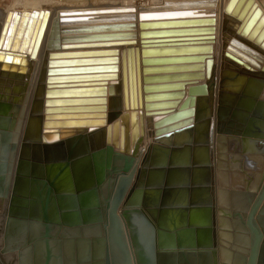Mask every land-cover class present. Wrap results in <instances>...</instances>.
Here are the masks:
<instances>
[{
	"label": "water",
	"instance_id": "water-1",
	"mask_svg": "<svg viewBox=\"0 0 264 264\" xmlns=\"http://www.w3.org/2000/svg\"><path fill=\"white\" fill-rule=\"evenodd\" d=\"M217 2L164 1L161 5L137 9L66 11L55 17L47 39L49 49L60 48L65 42L89 39L65 33L93 29L64 25L97 21H134L124 25L133 30L126 36L136 38V29L139 28L140 46L128 53L129 64L125 54L123 56V102L114 105L115 112L107 116V120L102 118L105 106L46 108V120L35 128L33 134L40 136L47 146V167L38 153L33 160L27 159V147L23 146L14 183L16 146H9L13 137L7 130L9 122L0 117V123L5 125H0V139L3 141L0 145V264H16L15 257L19 264H196L198 257L201 262L207 261L205 264H264V168L260 170L262 175H257L253 189L249 186L254 179L250 178L246 192L231 193L234 198L241 199L231 209L232 189L226 188L227 175L221 173L225 168L220 153L221 135L231 132L229 129L222 132L220 122L225 119L218 114L216 168L212 147L215 129L211 123L207 124L208 136L200 140L206 147L199 157L201 164L196 160L192 165L189 161L193 148L179 149L176 146L177 140L185 135L192 137L194 123L203 114L202 96L208 92L215 63L212 53L216 9L213 7ZM105 12L120 13L79 16ZM225 14L230 19L227 26L231 36L224 44V56L247 69L259 68L260 62H264L262 9L254 0H229ZM36 15L32 14L29 29ZM45 15H49V11ZM15 17L19 15L15 13ZM5 30L6 26L3 35ZM45 30L46 18L38 32L37 43ZM11 34L12 28L8 32L9 36ZM201 42L205 44H197ZM2 43L3 36L0 48L8 49V40L3 46ZM13 51L15 48L10 52L0 50V55L4 56L2 69L7 65H11L9 70L15 69L14 63L20 55H12ZM99 52L115 53L117 50L95 53ZM117 61V57L50 60L47 81L116 78L117 65L52 67ZM66 73L68 75L53 76ZM198 80L203 82L196 84ZM245 90L247 96L240 100L245 103V108L251 109V113H238L242 103L228 112L229 119L239 123L235 133L230 134L242 138L231 148L237 152L250 151L251 140H261L260 145L264 146V102L256 99L250 87ZM110 91L113 101L117 92L114 88ZM105 94L104 87H77L47 91L46 97ZM96 102L105 100H47L46 106ZM19 109V105L14 106V117ZM57 111L69 114H51ZM57 118L63 120H51ZM94 125L106 127L100 129ZM232 125L228 124L229 127ZM150 136L154 138V144L143 159ZM24 142H27L25 137ZM181 153L184 158L178 156ZM8 154L9 158H6ZM31 167L35 168L33 175H39L41 180H33L34 187L30 190ZM45 168L47 177L43 176ZM77 172L86 175H76ZM173 174L193 175L192 181L189 178L180 183L174 197ZM190 191L192 197L188 202ZM171 210H178L182 215L191 210L190 228L176 226L178 221L171 218ZM186 222L183 216L181 223Z\"/></svg>",
	"mask_w": 264,
	"mask_h": 264
},
{
	"label": "bare ground",
	"instance_id": "bare-ground-1",
	"mask_svg": "<svg viewBox=\"0 0 264 264\" xmlns=\"http://www.w3.org/2000/svg\"><path fill=\"white\" fill-rule=\"evenodd\" d=\"M18 1V0H17ZM40 1V0H39ZM29 5V2L25 3H15V5L0 8V39L3 36V43L8 40V49L0 48V50L12 51L15 48L12 55H20L14 63L15 69L9 70L11 65H7L6 69H2L4 63V56L0 55V117H5L8 123V131L13 135L9 146L14 143L16 146L15 164L18 163V159L22 152V147H27L28 154L26 158L33 160L38 153L45 160V152L48 150L42 138L37 137L35 133V128L39 124L43 125L46 120L45 113L46 108H56V109H67V108H77V107H104V118L108 119L109 115L115 112L114 105L119 102L120 105L123 102V77H122V66H123V56L125 54L126 63L129 64L128 53L131 49L140 46L139 33L140 29H136L138 35L136 38H130L126 36V33L133 31L130 28H126V24L134 21H97V22H84L75 23L64 26L73 27H93V29L75 32V33H65L68 36H85V39L77 42H65L60 48L49 49L47 47V39L50 32V28L55 17L59 15L60 12L66 11H92V10H107L115 8H130L135 7H150L163 4L164 1H179V0H134L131 2H106L100 5H94L92 2H87L83 6L77 7H67L65 6H54L48 4L45 1ZM49 1V0H48ZM78 1V0H77ZM229 0H218L217 5L213 8L216 9V23H215V40L213 43V59L215 61L213 67V78L209 81L208 92L202 96L204 100L203 114L199 116L198 120L194 123V130H192L191 136H184L178 139L176 143L177 148H193V152L197 151L198 157H200L204 152L203 149L206 148L205 145L200 143V140H204V136L207 137L209 134L207 124L211 123L216 128V124L219 123L218 114L225 119L222 120V132L226 129L231 130L230 134L236 131V127L239 123L232 122L228 116V112L231 109L235 110L238 108V113H251L249 107H244L245 103L240 100L243 99L242 96L247 91V87L252 89V94L255 95L258 101L264 102V62H260L261 66L259 68L251 67L247 69L244 66L233 64L228 58L224 56V44L228 42L229 36H231V31L229 30L227 24L229 18L225 14V7ZM264 13V0H254ZM32 2V1H31ZM74 2V0H73ZM33 3V2H32ZM65 3V2H64ZM82 3V2H81ZM99 3V2H98ZM56 4V3H55ZM71 5V4H70ZM79 5V4H77ZM72 6V5H71ZM49 11V15L45 13ZM15 13L17 16L15 17ZM27 13V16L24 14ZM37 13L33 18L34 22L31 28H28L29 20L32 18V14ZM120 12H105V13H87L81 15H110L119 14ZM46 18V30L44 35L41 36L39 43H37V35L41 28V24ZM138 23V21H137ZM109 25V27L104 26ZM116 25L115 28L110 26ZM6 26L5 34L3 35L4 28ZM103 26V27H99ZM202 27L203 25H198ZM99 27V28H96ZM12 28V34L9 36L8 32ZM29 29V31H28ZM153 30V29H151ZM28 31V32H27ZM114 36L111 37V36ZM118 35V36H116ZM2 43V46H3ZM199 45H204L205 43H197ZM244 44H248L247 42ZM77 45V46H76ZM63 46V47H62ZM250 46V45H248ZM259 47V46H257ZM253 48V47H251ZM107 50H117L115 53L105 52V53H95L98 51ZM257 51V49H256ZM259 52V51H258ZM53 55V56H51ZM57 55V56H54ZM12 57V56H11ZM117 57V63L112 62H101V63H88V64H70L52 67L53 69H66V68H82V67H110L112 65H117L118 71L116 78L99 79L97 81H61L55 83H49L48 79V62L53 61H74V60H91V59H107ZM13 58L9 59L10 61ZM255 61V60H254ZM258 63L257 61H255ZM20 70H22L20 72ZM104 73H112V71H103ZM66 74H56L53 76H65ZM203 81L198 80L196 84L202 83ZM243 83L244 85H242ZM129 84L127 83V86ZM77 87H104L106 88L105 95H94V96H51L46 97L47 91L71 89ZM116 89L115 99L112 101L110 89ZM250 95V94H248ZM101 99L103 98L105 102L100 103H89V104H61L46 106V101H62L73 99ZM19 105V113L14 117L13 108ZM117 105V106H118ZM89 112V113H94ZM100 112V111H99ZM96 111V113H99ZM102 112V111H101ZM125 112V111H123ZM3 113V114H2ZM5 113V114H4ZM51 114H69L62 113L61 111L53 112ZM108 116V117H107ZM100 117H90V119H98ZM86 119V118H85ZM55 121L63 120L62 118L51 119ZM233 124V127H229L228 124ZM4 122H1L0 125ZM105 124V122L103 123ZM5 126V125H4ZM98 126L100 129L106 127V125H94ZM7 127V126H6ZM61 128V127H57ZM65 128H80V127H65ZM28 130V136H26V131ZM30 133V134H29ZM235 133V132H234ZM221 135L220 149L222 154V165L221 170L222 175H227L226 188L231 190L230 192V205L233 206L234 203H240V198H234L231 196L232 192L239 191L246 192L250 178L254 181L251 182L250 188L253 189L256 186L257 175L261 174V168H264V146L260 145L261 140H251L252 148L248 152H237L232 151V146H237V144L242 141L241 137L235 135ZM181 135V134H180ZM177 135L176 137L180 136ZM24 137L27 142H24ZM214 167L216 168V152L218 148V134L216 129L214 130ZM175 138V136H174ZM237 140H239L237 142ZM25 143V144H24ZM154 144V138L150 136L145 149L144 157L147 155L149 147ZM264 145V144H263ZM202 149V150H201ZM200 151V153H199ZM208 151L206 152V161H208ZM239 157L242 159L240 160ZM9 158V154L6 156ZM239 160V162H238ZM203 162V161H202ZM201 164V161L198 162ZM218 172V171H217ZM220 173V175H221ZM14 174V171H13ZM264 174V172L262 173ZM261 174V175H262ZM228 186V187H227ZM237 199V200H236ZM235 203V204H236ZM16 264H19L16 260Z\"/></svg>",
	"mask_w": 264,
	"mask_h": 264
},
{
	"label": "crops",
	"instance_id": "crops-1",
	"mask_svg": "<svg viewBox=\"0 0 264 264\" xmlns=\"http://www.w3.org/2000/svg\"><path fill=\"white\" fill-rule=\"evenodd\" d=\"M243 145H241V149L243 148L242 147ZM179 149H182V148H179ZM240 153H242V152H240ZM178 156H181V158H184V153H181L180 155H178ZM196 160L199 162V157H198V155H197V151H195V152H191V155H190V158H189V161L190 162H192V165L196 162ZM44 162H43V165L45 166L46 165V163H45V160H43ZM45 167H47V165L45 166ZM178 169H179V167H178ZM36 171L37 172H39L38 171V169L36 168ZM43 176L45 177H47V169L45 168V169H43ZM15 173H16V164L14 165V174H13V183H14V178H15ZM35 173V168H33V167H31V170H30V175H29V180L31 181L30 183H29V187H30V190L34 187V185H33V183H32V181L34 180V181H36V180H41V177L39 176V175H33ZM76 175H86V174H79L78 172H77V174ZM95 175V174H94ZM44 177H42V179L44 178ZM167 178V177H166ZM164 179V182L166 183V180L167 179ZM189 178H191V181H192V179H193V175H190V177H188L187 175L186 176H184V175H175V174H173L172 175V178H171V182L172 183H174L173 185H172V187L174 188V193H172V196L174 195L175 196V194H178V190H176L177 188H179V186L181 185L180 183H182V182H185V181H188V180H190ZM227 180V179H226ZM176 190V191H175ZM189 194L190 195H188L189 196V198L187 199L188 200V202H190L191 201V197H192V191H190L189 192ZM233 194H235V193H233ZM173 196V197H174ZM177 196V195H176ZM234 197V196H233ZM171 203H173V201H171ZM183 204V203H182ZM231 204V203H230ZM231 207V209L232 208H234V207H232V206H230ZM190 209H191V207H190ZM172 212H173V214H171V218L172 219H174V220H177L178 222H176V226H180V227H182V226H184V227H188V228H190V219H191V210H189V212L186 214V215H182V213L181 212H179L178 210H176V211H173V210H171ZM186 217V224H182L181 223V219H182V217ZM157 224V223H156ZM170 225H172V224H170ZM196 237H197V235H196ZM195 241H198V239L196 238L195 239ZM205 262L207 263V261H202L201 262V260L199 259V257H198V259H196V264H205Z\"/></svg>",
	"mask_w": 264,
	"mask_h": 264
},
{
	"label": "rangeland",
	"instance_id": "rangeland-1",
	"mask_svg": "<svg viewBox=\"0 0 264 264\" xmlns=\"http://www.w3.org/2000/svg\"><path fill=\"white\" fill-rule=\"evenodd\" d=\"M43 1H45L48 4H52L54 6H57V7L62 6V5L63 6L67 5V7H77V6H83V4H85L87 2H92L94 5H97V4L100 5V4H102V3L104 4L106 2H116V3L120 2V3H123V2H131V1H134V0H78V1L74 0V2H73V0H49V1L48 0H43ZM19 2L20 3H25V2L28 3L29 2V5H31V4L36 3V0H18V1L17 0H0V8H7V7L13 6V5H15V3H19ZM38 2H41V0L40 1L37 0V3ZM58 4H59V6H58ZM77 4H79V5H77ZM0 136H2V135H0ZM2 142L3 141H1V139H0V145H2ZM11 145H14V143H12ZM0 149L2 150V146L0 147ZM15 258L17 260V257H15Z\"/></svg>",
	"mask_w": 264,
	"mask_h": 264
}]
</instances>
